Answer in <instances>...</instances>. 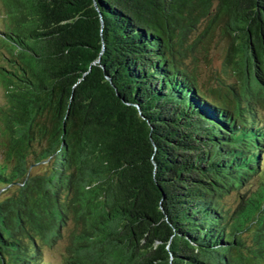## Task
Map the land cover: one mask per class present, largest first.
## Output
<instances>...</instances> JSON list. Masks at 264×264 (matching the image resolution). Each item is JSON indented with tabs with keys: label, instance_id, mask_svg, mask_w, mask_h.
<instances>
[{
	"label": "trees",
	"instance_id": "16d2710c",
	"mask_svg": "<svg viewBox=\"0 0 264 264\" xmlns=\"http://www.w3.org/2000/svg\"><path fill=\"white\" fill-rule=\"evenodd\" d=\"M2 2L0 264H47L68 219L70 264H264V113L235 85L264 89V0ZM214 37L233 81L206 94Z\"/></svg>",
	"mask_w": 264,
	"mask_h": 264
},
{
	"label": "rangeland",
	"instance_id": "374dc122",
	"mask_svg": "<svg viewBox=\"0 0 264 264\" xmlns=\"http://www.w3.org/2000/svg\"><path fill=\"white\" fill-rule=\"evenodd\" d=\"M11 8L3 5L0 0V30L9 29L11 26L10 15ZM225 50V42L214 37L208 43L204 53L197 57V86L206 93L208 87H214L218 82L223 84L231 83L233 80L230 68H224L223 57ZM10 52L8 46L0 38V66H6L4 57ZM187 62L190 65L189 61ZM230 66V65H229ZM262 75L264 76V62L261 65ZM227 69V70H226ZM235 82V81H234ZM240 94V101L236 105L239 113H244L245 105L250 106L259 116L262 115L264 109V89L258 84L252 70L249 68L244 76L238 78L235 82ZM207 94V93H206ZM4 103L3 90L0 85V107ZM264 156V155H263ZM51 165L46 161L36 163L28 168L30 175L47 176L50 174ZM12 188L0 187V199L4 198ZM74 229L73 224L68 219L61 223L59 233L54 243L42 245L41 257L44 263L47 264H70L77 261L82 254L88 252V245L83 239L72 235Z\"/></svg>",
	"mask_w": 264,
	"mask_h": 264
}]
</instances>
